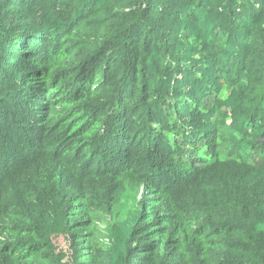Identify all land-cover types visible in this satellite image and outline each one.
<instances>
[{
  "label": "trees",
  "instance_id": "1",
  "mask_svg": "<svg viewBox=\"0 0 264 264\" xmlns=\"http://www.w3.org/2000/svg\"><path fill=\"white\" fill-rule=\"evenodd\" d=\"M248 1L0 0V264H264Z\"/></svg>",
  "mask_w": 264,
  "mask_h": 264
},
{
  "label": "rangeland",
  "instance_id": "2",
  "mask_svg": "<svg viewBox=\"0 0 264 264\" xmlns=\"http://www.w3.org/2000/svg\"><path fill=\"white\" fill-rule=\"evenodd\" d=\"M252 1V0H250ZM244 4H249V1L247 0H238V3H237V7H239L237 9V12L240 11L241 9V6H243ZM264 26V24H263ZM263 35H264V32H263ZM200 56V55H198ZM235 88H236V91H235ZM228 87V86H224L221 90V93H220V98L222 100H227V99H231L233 97L237 98L239 95H241V91L238 90V86L236 85V87ZM235 91V92H234ZM218 109L220 111V114H221V122L224 123V126L226 128H229L231 124H233L236 120V117H240V111H238V116H237V111L234 109V108H231L229 105L227 106H223V105H218ZM244 108L245 110H247L248 108H250V105L249 104H244ZM241 118V117H240ZM239 137H244L243 134H240ZM243 140V139H241ZM143 191V188L141 189V192ZM104 227L106 228V225H104ZM59 246L61 248H64V242L60 241L59 243Z\"/></svg>",
  "mask_w": 264,
  "mask_h": 264
}]
</instances>
